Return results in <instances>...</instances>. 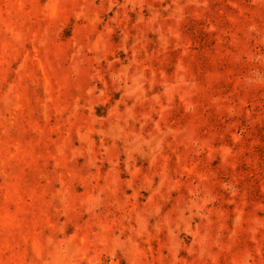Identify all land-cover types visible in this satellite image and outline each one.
Segmentation results:
<instances>
[{
    "label": "rangeland",
    "instance_id": "374dc122",
    "mask_svg": "<svg viewBox=\"0 0 264 264\" xmlns=\"http://www.w3.org/2000/svg\"><path fill=\"white\" fill-rule=\"evenodd\" d=\"M0 264H264V0H0Z\"/></svg>",
    "mask_w": 264,
    "mask_h": 264
}]
</instances>
